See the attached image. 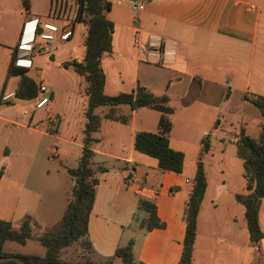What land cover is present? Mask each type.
Segmentation results:
<instances>
[{"label": "crops", "instance_id": "0c3cea01", "mask_svg": "<svg viewBox=\"0 0 264 264\" xmlns=\"http://www.w3.org/2000/svg\"><path fill=\"white\" fill-rule=\"evenodd\" d=\"M70 1L72 3H68V0H27L26 9L23 0H0V50L6 49L9 52V59L4 65L0 64V82L4 81V88L10 78L7 70L12 52L18 46L24 47L33 40L37 16L46 17L48 19L45 22L57 26L59 25L51 19L65 18L72 24L76 0ZM115 1L117 6H121L122 0H109L111 9ZM39 6L44 7V14L35 10ZM63 6L65 12L60 14ZM115 18V22L111 21L114 25L111 52L101 61L105 75V95L129 93L138 86L149 92L155 89L157 96L150 93L156 97H167L169 107L174 99L180 102L181 110L196 106L200 114L205 110L217 111L220 115L236 114L239 130L237 133L215 134L219 143L214 149L210 142L211 134H206L207 130L200 124L192 123L190 129L192 125H197L199 155L186 158L182 149L171 148V143L175 140L173 134L176 114V110L171 107L173 113L163 115L171 124L167 134L169 146L184 156L182 173L174 174L152 168L133 148L136 133H159L158 122L162 117L160 112L147 108L130 110L128 106L121 105L116 108L117 115L129 117L124 124L104 118L108 107L97 108L100 126L91 135L94 140L91 145L94 153L91 162L95 159L110 161L113 169L98 166L95 170L98 184L87 224V237L94 255L101 259L113 257L117 248L124 247L133 240L135 263L177 264L185 236L186 203L192 190L196 163L201 162L206 190L196 219L191 264H255L259 257L260 264H264V236L256 246L252 245L244 219V208L235 200L236 195L247 193L243 161L236 153L239 134L243 132L250 136L248 126L252 124L258 132L254 138L250 137L256 139L262 123L261 116L259 119H252L245 109L248 103L251 104L246 97H264V0H145L143 9L134 15L119 14L121 21L123 19L127 23L128 35L122 43L117 40L115 28L120 23L118 17ZM74 29L75 24L72 25L71 36L66 42L73 37ZM149 37L161 43L159 58L147 57L143 49ZM66 42L51 43V46H47L48 51H57ZM104 58L110 71L109 79L103 67ZM70 60H73L71 56L68 61ZM29 62L20 66L29 70L33 64L32 61ZM147 70H154L157 76L151 78ZM29 78L37 83L34 77ZM11 80L17 82L18 88L20 77L13 76ZM151 83L158 88H151ZM236 83L242 89L241 104L244 111L241 113L229 107L227 100L231 96L227 95L223 101L221 98L224 87L231 92ZM126 84L128 88H124ZM107 85L114 89L113 93H105ZM4 91L3 89L0 94ZM51 92L49 104L52 105L54 93ZM203 96L205 98L202 100ZM86 106L85 96L80 107H75L74 120L67 123L66 127L68 134L74 138L64 141L80 149L79 155L75 157L76 167L81 156ZM6 109L8 108L0 111L5 112ZM148 117L154 118L150 124L147 122ZM61 121L58 119L54 132L58 131ZM219 123L220 119L217 118L213 123V133L218 131ZM206 136L209 149L202 153V140ZM102 167L105 168L104 172L99 171ZM5 178L3 173L0 184ZM149 178L153 179V184L147 183ZM70 186H74L72 178ZM129 190H133L135 197ZM140 201L154 204L157 217L164 223V228L146 231L132 227ZM68 202L67 199L66 205ZM233 202L241 206V217L237 214L224 215V212L233 208ZM206 203L208 206H205ZM49 207L46 205L45 208ZM34 214V209L24 208L21 219L29 216L37 224ZM201 216L204 217L202 221ZM258 225L264 232V198L259 204ZM114 259L116 258L113 261Z\"/></svg>", "mask_w": 264, "mask_h": 264}, {"label": "rangeland", "instance_id": "374dc122", "mask_svg": "<svg viewBox=\"0 0 264 264\" xmlns=\"http://www.w3.org/2000/svg\"><path fill=\"white\" fill-rule=\"evenodd\" d=\"M68 1V3H72L70 0ZM116 3V1L113 2L112 9L106 13V17L113 22H115V16L118 17L120 25L115 28V32L118 34L117 40L119 39V42L122 43L123 39H126L128 35L127 23L123 22V19L121 21L119 14L130 16V14L134 15L139 11L135 12L132 9V6L136 5V1L130 3L122 0L120 2L121 6H117ZM43 9L44 7L39 6L35 10L44 14ZM37 19L40 23H43L48 18L37 16ZM51 21L61 27L70 26L71 28L75 24L73 37L69 42L60 46L57 51L49 50L48 55H41L37 53V50H34L32 55L27 58L33 64L29 70L27 69L28 71L25 75L27 77H34L37 80L36 85L42 80L48 89L53 91L54 101L52 105L48 104L42 109L34 111L31 109L30 101L16 98L13 101V105L0 103V109L8 108L5 112L0 111V169L4 168L6 177V180L0 184V219L9 221L13 228L18 229L25 218L21 219L23 209L29 207L30 210H35L34 216L37 222L36 224L31 221V235L24 245L11 241L4 243L2 250L7 255L35 254L42 256L45 248L38 241V237L61 220L66 208L65 202L67 199L71 200L72 198L73 186H70L71 176L67 170L76 167L75 157L77 154L79 155L80 149L69 145L64 140L68 141L74 138L68 134L66 127L67 123L74 120L75 107L79 108L85 99L83 95L84 81L70 69H64L61 64L68 61L70 56L74 60H81L83 58L85 28L82 24L75 22L71 24L65 18L58 20L51 19ZM51 55L52 57H50ZM8 56L9 52L6 49L0 50V64L4 65L5 61L9 59ZM103 67L109 79L110 71L105 58ZM147 73L150 74L151 78H154L156 75L154 70H147ZM9 77L5 88L3 85L4 81L0 82V92L3 89L5 90L3 93L15 92L17 82L15 80L12 82L13 76ZM151 86V88H158L154 83H151ZM124 88H128V85L126 84ZM113 90V88L110 89V86L107 85L105 93L111 94L114 92ZM241 91L239 83H236L232 86L231 92L224 87V95L221 97L223 101L227 95L231 96L227 100V103L229 107L238 113L244 111L241 104ZM150 92L156 96L158 95L155 89ZM204 98L203 96L202 100ZM169 105L176 110L173 134L175 135V140L172 141L171 148L182 149L186 158H189L191 155H199L200 141L196 133L197 125H192V129H190L192 123L200 124L207 130L206 134H211L210 142L214 149L219 143L216 139L217 137H214L215 134L237 133L239 130V126L236 123V114L222 113L220 115L217 111L211 110H205L204 113L200 114L196 106L181 110L180 102L174 99L171 100ZM25 111L29 114H25ZM245 112L252 119L260 118L258 109L252 104H247ZM217 118L220 119L217 127L218 131L213 133V123ZM58 119L62 120L61 126L57 132H54ZM152 121H154V118L148 117L147 122L150 124ZM248 128L249 135L254 138L258 130L252 124ZM105 129L106 127L104 126L103 130ZM212 134L214 135L212 136ZM138 155L145 159L149 166L157 169L156 160L141 154ZM98 166H103L108 170L113 169L110 161L102 162L100 159H95L91 162V168L94 171ZM146 181L149 184H153V179L151 178ZM15 183H18V185ZM129 191L135 197L133 190ZM24 193L27 195V198H25ZM165 193L167 194V191ZM209 193L210 190L208 191ZM46 205L50 207L46 209ZM205 206H208V204L206 203ZM241 211V206L233 202V208L224 212V215L237 214L241 217ZM203 216H201V221L204 218ZM134 218L132 227H139L140 223L146 220L147 213L139 207L135 211ZM85 258H91L94 261L102 260L90 254L88 250H84L78 244H74L63 250L61 256L63 261L74 264L83 262ZM113 264L123 263L116 258Z\"/></svg>", "mask_w": 264, "mask_h": 264}, {"label": "trees", "instance_id": "16d2710c", "mask_svg": "<svg viewBox=\"0 0 264 264\" xmlns=\"http://www.w3.org/2000/svg\"><path fill=\"white\" fill-rule=\"evenodd\" d=\"M27 9V0H23ZM111 10L109 0H76L74 22L85 26V38L83 41L84 55L81 60H70L61 64L64 69H70L76 76L84 81L83 93L87 97L85 110L86 122L83 130L81 156L77 167L68 169L74 186L72 198L66 205L61 220L46 230L38 241L45 248L43 256L36 255H7L2 248L5 242L11 241L24 245L31 235V218L26 216L21 226L14 229L9 221L0 219V258L7 256L18 257L26 264H74L61 259L63 250L78 244L84 250L94 255L91 244L87 237V224L90 211L94 203L95 188L98 180L95 171L91 168V159L94 155L91 145L94 142L91 135L97 132L100 126V117L96 113L99 107H108L104 114L105 119L118 121L126 124L129 117L117 115L116 108L124 105L130 110L147 108L162 114L159 119V133L138 132L134 136L133 148L137 153L148 156L157 162V168L162 172L181 174L184 166V156L181 152L174 151L169 146L167 137L171 124L163 115L173 113L168 106L165 96L156 97L144 87L138 86L129 93H118L114 96L104 94L105 75L101 68L102 58L111 52L113 23L107 19L106 13ZM13 50L8 65L7 76H19L20 82L15 97L19 100L28 101L35 97L37 92L36 83L25 75L26 68L17 66ZM246 100L255 106L262 118L259 135L256 139L241 132L236 143L237 156L243 161L244 177L246 179V194L236 195L235 200L244 208L249 239L256 246L264 236L258 225V209L260 200L264 198V97H246ZM202 153L209 149L208 136L202 140ZM104 172L105 168H99ZM4 168L0 169V179ZM206 190V179L203 165L197 162L195 174L192 179V190L186 203L184 213L185 236L182 252L177 264H191L193 246L196 238V219ZM139 206L147 213L146 220L139 225L140 229L151 231L164 228L156 214L154 204L140 201ZM133 240L126 246L117 248L113 257L94 261L85 258L81 263L75 264H112L113 258H119L123 264L135 263L133 257ZM95 256V255H94ZM261 257L255 264H260ZM0 264H16L14 261H5Z\"/></svg>", "mask_w": 264, "mask_h": 264}, {"label": "built area", "instance_id": "2783aa9c", "mask_svg": "<svg viewBox=\"0 0 264 264\" xmlns=\"http://www.w3.org/2000/svg\"><path fill=\"white\" fill-rule=\"evenodd\" d=\"M136 1V5L132 6L134 11H139L143 9L145 0H132ZM65 12V6L60 8L59 13L62 14ZM71 36L70 26L59 27L57 25L43 22L40 23L38 19H35V31L33 40L26 46L16 48L15 52V62L17 66H20L24 62H29L27 59L32 55L34 50H37L39 54L46 55L48 53L47 46L51 43L56 42H66ZM161 43L159 40L155 41L153 37H149L148 43L143 47L146 51L147 57L160 56ZM36 53V52H34ZM164 53V52H163ZM157 60V59H156ZM158 62V61H156ZM30 63V62H29ZM51 91L48 87L40 80L37 84V92L34 98L30 101L31 109L34 111L42 109L50 103ZM16 99L14 92L1 93L0 94V103L13 105L14 100ZM25 114H29L25 111Z\"/></svg>", "mask_w": 264, "mask_h": 264}, {"label": "water", "instance_id": "95a60500", "mask_svg": "<svg viewBox=\"0 0 264 264\" xmlns=\"http://www.w3.org/2000/svg\"><path fill=\"white\" fill-rule=\"evenodd\" d=\"M5 261H14L16 264H26L22 260H20L18 257L15 256H7V257H1L0 263Z\"/></svg>", "mask_w": 264, "mask_h": 264}]
</instances>
